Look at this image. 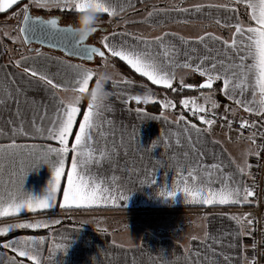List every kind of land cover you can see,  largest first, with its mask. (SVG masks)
I'll list each match as a JSON object with an SVG mask.
<instances>
[{
	"label": "crops",
	"instance_id": "obj_1",
	"mask_svg": "<svg viewBox=\"0 0 264 264\" xmlns=\"http://www.w3.org/2000/svg\"><path fill=\"white\" fill-rule=\"evenodd\" d=\"M20 1L37 6L32 3V0H18V2ZM110 2L131 4V7H126L123 12L117 9L115 15L132 13L128 15L119 28L103 33L101 43L98 44L102 46L103 37L111 36L113 33H131V37H124L129 40V43H135L136 36L142 35L151 38L165 32L175 33V36L165 38V43H173L181 48V54L177 57V64L180 66L173 69L176 76L173 83L180 82L181 78L184 82H188L190 78L199 74L193 69H186L182 66L184 62L183 51L185 49L196 50L195 52H189L193 60L197 56L215 54L206 51L205 47L209 50L215 49L216 52H224L219 42L206 39L204 43H194L196 37L207 32L212 34L213 37H221L231 42L237 22H240L245 29L249 26H255V22L250 19L251 9L246 8L243 4H236L235 0H110ZM157 2H162L163 5L148 6V4ZM196 4L205 6L227 4L229 7L237 8L238 11L235 14H230L223 9L205 7L200 12L191 11L183 14L175 12L156 13L151 17L148 15L149 12H153V9H191ZM37 8L55 7L37 6ZM188 24H194L195 27L189 28ZM210 24L216 27H208L207 25ZM179 37H185L189 42L181 47ZM120 39L119 36L115 37L117 43ZM13 53L15 54H11L7 50L0 34V78L3 77L6 71L11 74L15 84L20 85L22 77H18L16 74L22 73L23 69L31 62L17 66L15 61L22 56H35L36 52L28 50L24 53L21 49L19 53L18 51ZM40 53L53 58L54 62L49 69L50 72L57 70L56 58L91 68L95 75L90 80L88 89L95 86L98 75L103 73L90 67L89 63L86 64L83 61L68 58L51 49L44 48L40 50ZM220 58L217 57L218 60ZM247 62L251 63V60L249 59ZM225 63H227L226 60ZM194 67L195 65H193ZM123 70L124 73L122 74L121 72L106 73L109 79L105 83V89L109 93V97L105 107L101 109L102 125L100 128L93 130L92 139L84 149H91L94 158L86 166L78 168V171L83 175L94 178L103 187L110 188L113 194L117 196L122 194L127 196L128 199L122 201V203L118 200V206L101 204L91 207H65L85 210L82 212H69L70 217L65 219L68 222L52 227L48 233H22L6 239L0 244V260H4L5 264H11L9 258H13L16 264H35V261L30 257H20L18 252L13 251L15 245H13V248H4L3 245L21 236H42L44 240L40 242L39 255L41 264H206L204 258H206L207 264H211L212 261H215L216 264H250L251 232L247 223L250 198L244 204L230 202L225 205L218 203L206 205L201 201L185 198V193L182 191H178L174 197L160 194L161 192L174 190V186L180 180V173L177 172L174 162L169 158L173 152L179 154L186 150L182 126L185 124H189V126L190 124H196L199 128H206V126L202 122L193 121L174 107L167 109L161 107L160 111H152L144 105H139L140 102L128 100L129 96L144 95L145 91L150 89L154 99L149 102H160L159 99H162L163 92L152 88L146 82L135 79L128 71ZM68 72L70 73L71 70H68ZM205 78L202 77V82ZM220 81L222 89L223 81ZM53 82L60 83L61 81L57 77ZM4 88L3 80L0 79V100L5 99ZM67 89H72V87L68 86ZM64 90L63 84L59 89H51L50 86L40 85L26 88L25 96L28 101H35L41 107L36 111L31 103L22 104V115L17 117L15 115L16 99L14 96H10L12 88L8 87L9 98L3 106H0V144H10L14 138L18 144H41L45 146L52 144L59 147L58 141L51 140L46 133L43 136L38 135L35 129L52 126L51 121L57 119L58 108L61 112L63 111L64 105L61 101H63L65 95ZM52 91L56 92L55 98L52 96ZM220 94L214 95V99L219 104L218 109L223 113L235 115L239 118H251L264 124V113L257 110L251 113L247 112L245 108L229 101L222 91ZM199 97L203 101L200 94ZM244 98L252 101L253 106L259 104V93L257 92L253 97L251 88L246 91ZM125 101L127 102L125 103ZM81 103L77 105L80 111L76 115L72 132L68 137L69 153L65 160V172L61 177V187L57 193L54 207L48 210L36 209L35 211L22 209L20 213L0 217V225L7 222L14 224L33 223L39 217L45 215L40 214L41 212L60 210L63 188L67 184V172L71 168V159L74 154L71 145L75 142V134L79 131V123L83 119V113L87 111L88 101L84 108H81ZM207 107H210V105ZM138 108L144 111L142 113L138 112ZM226 108L231 110L230 113L225 112ZM34 112L35 119L33 118ZM162 112L167 119L161 117ZM181 115L184 117L182 121L179 119ZM40 117H44V119L41 120ZM21 121L23 122L21 123ZM109 121L112 123L109 124ZM178 125L181 127H178ZM133 132L136 136L135 143L129 140V134ZM23 133H28V135ZM177 133L180 134L179 137L176 135ZM122 135L123 144L121 145ZM250 135L234 128L229 129L228 126L216 122L211 130L203 135V141L196 145L201 153L202 163L210 165L222 161L221 168L225 176L229 177L226 180L227 183L231 184L233 178L242 179L243 185L250 187L254 172L252 159L255 154L249 153L250 151L257 153L258 149L257 138L255 137V144H253L252 140L247 139ZM164 136H168V143L173 145L167 151L162 142ZM177 138L181 140V146L179 147L175 146ZM193 138H195V134H193ZM113 141H115L116 154L112 156L111 161L101 160L99 151H110L113 147ZM153 141H155V145H153ZM125 148H127V153H125ZM229 158L235 164H242L243 161L247 160L251 167L246 168L241 177L236 173L234 166L229 164ZM180 159L183 163V158ZM191 159L194 162L196 157L192 156ZM157 161L161 163L157 164ZM8 173L9 169L5 168L4 175L0 178V193L5 195L8 191L13 190L16 179L10 177ZM52 173L53 167L45 162L29 169L23 181L24 190L33 195H43L49 181L52 179ZM183 175L187 176V172H183ZM212 186L218 187V185ZM179 187L182 189L183 184H180ZM120 210L140 211V214H146L149 217L147 227L122 230L117 225L104 226L93 223L99 221V217L96 216L97 212ZM90 215L94 216L91 217ZM81 217H85L89 221L81 219ZM233 217L244 218L243 229ZM1 234L4 233L0 232ZM185 257H187V260Z\"/></svg>",
	"mask_w": 264,
	"mask_h": 264
},
{
	"label": "snow or ice",
	"instance_id": "obj_2",
	"mask_svg": "<svg viewBox=\"0 0 264 264\" xmlns=\"http://www.w3.org/2000/svg\"><path fill=\"white\" fill-rule=\"evenodd\" d=\"M18 0H0V11L11 8L17 4ZM32 3L39 7H55L64 10L66 13H79L84 11L89 4L95 6L103 14L115 15L117 9L123 12L126 7H131V4H120L110 2V0H32ZM236 4H243L246 8L251 9L250 19L255 22V26H249L246 29L242 27L240 22L235 24V33L231 42L221 37H213L212 34L205 32L202 36H198L193 41L194 43H204L205 40H215L219 42L224 52H216L215 49L206 51L215 53L210 56H197L195 60L189 55V52H195V49H185L183 51L184 62L182 66L186 69H193L199 73L201 77H206L198 86L200 89H208L207 92H201L203 103H197L196 98L185 97L180 101L185 108H191L193 115H198V119L206 128H199L196 124H185L182 126L184 133L183 139L186 142V150L177 154L173 152L169 158L174 162L177 172L180 173V180L174 186V190L161 192L162 196L174 197L178 191L185 193V198L193 201H201L203 204L212 205L218 203L225 205L228 203L244 204L249 201L250 197H254V192L251 187L243 185L242 179L231 180V184L227 183L226 177L221 163H213L206 165L202 163L201 153L196 147L203 141V135L209 132L218 119L227 121V126L231 129L232 121L227 119V115L220 117L217 115L219 104L214 99L212 91L215 81L222 80L223 87L221 89L223 95L236 105L245 108L247 112L254 110L264 113V0H235ZM223 9L230 14H235L238 9L229 7V5H201L196 4L190 8H175V9H153L149 12V17L156 13H171L177 14L189 13L191 11L200 12L203 8ZM14 15H22V24L19 26V32L23 33V39L26 43H32L33 40L40 43L47 42L49 46H62L68 53L77 56L86 57L89 61L93 60L94 56H99L106 59L105 51L101 47H95L84 43L88 38V34L78 36L75 28L69 24L67 27H61L58 23L61 17L54 16L50 19H44L40 16H32L29 11V4H24L19 13ZM97 29L93 28L92 33ZM7 35V33H5ZM175 33L165 32L162 35L147 37L136 36L135 43H129L128 39L124 37H131V33H113L111 36H104L102 40V48L105 49L112 57H118L125 61L136 73L146 77L155 85H162L165 88L172 89L173 80L176 78L174 67L180 66L177 64V57L181 54V48L173 43H165V38L168 36H175ZM121 37L119 43L115 41V37ZM181 47L189 42L185 37H179ZM35 56H22L15 64L19 66L22 63H28L27 67L23 69L22 73L16 74L22 77L21 84H15L11 74L4 72L2 78L5 88V99L0 100V106H3L9 98L8 87L12 88L10 96L16 99V113L17 117L22 115L21 105L31 103L33 109L39 110L41 105L37 102H29L25 96V90L34 85L44 87L50 86L51 89H59L62 84L67 89L71 86L72 89L78 92H85L88 90L89 82L95 75L91 68L85 67L82 64H72L68 61L56 58V71L50 72L49 69L53 64V58L40 53L39 49L34 50ZM230 53V55H229ZM221 57L219 60L217 57ZM251 63H248V60ZM225 60L227 63H225ZM196 61H199L198 63ZM193 65L195 67L193 68ZM68 70H71L69 73ZM60 79V83H54V79ZM109 79V77L107 78ZM97 81V80H96ZM180 86L182 89H193L197 85L185 83L183 78L180 79ZM146 87V86H145ZM251 88L252 95L255 97L259 93V104L253 106L252 101L244 98L246 91ZM175 91L176 89H172ZM52 96L56 97V92L52 91ZM154 99L151 90L145 91L144 95L129 96L128 100H135L136 102L143 101L148 103ZM127 101H125L126 103ZM63 111L58 108L56 116L57 119L51 121V127L36 128L35 132L43 136L45 133L47 137L53 141L59 142V147L52 144H18L15 139L12 143L7 145L0 144V178L3 177L5 168L9 169V176L15 177L14 188L8 191L7 194L0 193V217L20 213L22 209L35 211L36 209H52L56 202L57 193L61 187V177L65 172V160L69 153L68 137L72 132L75 118L80 108L79 104L68 105L63 101ZM161 105L167 109L175 107V104L170 100H162ZM210 105V107H207ZM46 107V106H43ZM105 105L95 107L93 104L87 105V111L83 113V119L79 123V131L75 134V142L71 145V150L74 153L71 159V168L67 172V184L63 188L61 208L65 207H91L97 205L118 206L117 201L121 203L128 199L127 196H117L108 187H103L101 183L90 176L83 175L78 168L86 166L94 158L93 151L86 149V146L92 139L93 130L100 128L102 125V112ZM138 112H143V109L138 108ZM230 109H225L226 113H230ZM161 117L167 119L163 112ZM35 119V112L34 117ZM41 120L44 117H40ZM184 120L183 115L179 118ZM14 122V121H12ZM23 121H21L22 123ZM109 124L112 122L109 121ZM175 123V122H174ZM255 122H253V125ZM248 120L240 121V128L249 127ZM178 127H181L178 125ZM15 132V130H14ZM28 135V133H23ZM195 134V138H193ZM179 137V133L176 134ZM264 135V133H262ZM255 136L253 133L247 139L252 140L255 144ZM129 140L136 142V136L133 133L129 134ZM169 137H162L164 148L167 151L173 145L168 143ZM155 145V141L152 142ZM123 144V135L121 136V145ZM175 146H181L180 138L175 141ZM261 147V146H257ZM127 153V148L124 149ZM116 154L115 141L110 151L100 150L99 155L101 160L111 161L112 156ZM249 154L258 155L259 153ZM192 156L196 157L193 162ZM183 158V163L180 158ZM41 162L48 163L53 167L52 179L48 183V187L43 195H33L26 192L23 187V181L29 169L37 167ZM160 164V161L156 162ZM229 164L233 165L236 173L241 177L245 173L246 168L251 165L247 160L242 164H235L229 158ZM131 171V169H129ZM187 172V176L183 172ZM143 183V181H142ZM183 184L182 189L179 187ZM212 185H218L214 187ZM247 215V214H246ZM236 223L243 229V219L236 218ZM58 224L59 221H53ZM248 225L252 224L251 220L247 221ZM48 225L43 221H36L35 223H18L8 225L0 229V232L6 233L11 228L17 229H39L47 228ZM44 237L35 236H21L18 239L8 241L3 245L4 248H13V251L19 253L20 257H30L35 264H41L40 242ZM255 247V245H253ZM187 260V257H185ZM207 264L206 258H204ZM11 264H16L13 258H9ZM0 264H5L4 260H0ZM211 264H216L212 261Z\"/></svg>",
	"mask_w": 264,
	"mask_h": 264
},
{
	"label": "trees",
	"instance_id": "obj_3",
	"mask_svg": "<svg viewBox=\"0 0 264 264\" xmlns=\"http://www.w3.org/2000/svg\"><path fill=\"white\" fill-rule=\"evenodd\" d=\"M24 4H28L25 1H20L17 4L13 5L11 8H9L8 10L4 11V12H0V18H4L10 15H14V13H19L20 10L22 9ZM150 5H163L162 2H157V3H151L148 4V6ZM30 7H32V12L35 13V11L38 12V14H41L43 16H49V15H54V14H62V23H76V16L77 13H66L64 10L59 9V8H37L34 7L33 5L29 4ZM147 7V6H145ZM132 12H127L125 14L122 15H109V14H102L99 20V25L101 26H105L107 27V31H113L117 28H119L126 20V18L128 17V15H130ZM16 18H18V21H20L22 19V15H16ZM106 31V32H107ZM3 41L4 40H8L4 35H2ZM21 50V48L19 49ZM106 51V50H105ZM20 52V51H19ZM107 52V51H106ZM108 58L107 60L112 61L113 63H115L116 66H118L121 69H125L126 71H128L129 74H131L135 79H138L140 81H144L146 82L148 85H150L152 88H155L159 91L164 92L170 99L171 101L175 104L174 109L181 111L182 113L186 114L189 118L192 119L191 114L189 112V110H185L183 108V106L181 105L180 101L185 98V97H190L193 96L197 93H201V92H207L209 91L208 89H200L198 86L201 84L202 82V77L199 74H196L194 76V78H190L188 80V83L190 84H194L197 85L196 88L193 89H182L180 86V82H174L172 85V89H176L175 91H173L172 89L169 88H165L164 86H159V85H155L153 84L151 81H149L147 78H145L144 76L140 75L139 73H136L135 70H133L125 61L121 60L118 57H112L110 53H108ZM86 63V62H85ZM214 95H221V81H215L213 84V89H212ZM87 103V99H84L83 102L81 103V108H84L86 106ZM139 105H144L145 107H147L148 109L152 110V111H160V106L159 103L156 101H152V102H148V103H143L140 102ZM193 120V119H192ZM195 122H198L196 120H193ZM61 211L63 212H82L85 209H80V208H59ZM56 210L53 211H44L41 212L40 214H49L52 213ZM64 222H68L67 220H61L59 221L58 224H53L51 226H48L47 228H39V229H28V228H24V229H17L14 228L4 234L0 235V244L5 241L6 239L17 235V234H22V233H30V234H38V233H48V231L56 226V225H60L61 223Z\"/></svg>",
	"mask_w": 264,
	"mask_h": 264
},
{
	"label": "rangeland",
	"instance_id": "obj_4",
	"mask_svg": "<svg viewBox=\"0 0 264 264\" xmlns=\"http://www.w3.org/2000/svg\"><path fill=\"white\" fill-rule=\"evenodd\" d=\"M34 7H37V6H34ZM31 9H32V7H31ZM47 9H50V8H47ZM34 14H38V12L35 11ZM20 23H21V20L18 21V18H16V15H10V16L4 17V18H2V17L0 18V34H1V37H2V35H4L8 39L7 41L4 40V43L7 47V50L11 54H15L13 52H16V51H18V53H19L20 48L22 49V52H24V53L29 50L25 46V44L22 40V37L20 35V32H19ZM207 26L208 27L209 26L216 27L213 24H210ZM188 27L189 28L195 27V25L194 24H188ZM203 27H205V26L203 25ZM5 33H7V35H5ZM103 33H105V32L97 31L94 35H92L90 37L89 41L92 43H97V44L101 43V37L103 36ZM88 65H91L90 67L98 69L99 72H103V73H108V72H113V73L121 72V74L124 73V70L119 68L118 66H116L115 63L110 62L107 59H102L100 57H97L95 62L89 63ZM185 83H188V82L185 81ZM162 94H163V97H162V99H159V100H161V101L162 100H170L171 101V99L164 92ZM199 94H200V92L193 95V96H190L189 98H196L197 103H203V101L199 97ZM156 102H158V101H156ZM160 102H158L159 106L162 107ZM185 110H189V108L185 109ZM139 212L140 211H133V210L132 211H122V210H120V211H100V212H97L99 215L98 214L96 215L97 217H99V221L93 222V223L96 225L101 224L104 226L117 225L120 228H122V230H126L129 228H131V229L146 228L147 227V219L149 220V217L146 214H140ZM142 213H144V212H142ZM157 214H160V213H157ZM90 216L93 217L94 215H90ZM155 216H157V215L155 214ZM69 217H70V214H68L67 212H63L61 210H56L52 213L43 215V217H39V219H37L36 221H43L44 223L49 225V224H53V221H56V220L61 221V220L68 219ZM154 218L156 219V217H154ZM81 219L85 220L87 218L81 217ZM35 222H33V223H35ZM12 224H14V223L7 222L5 224H1L0 229H3L5 227H7L8 225H12ZM9 230H12V228Z\"/></svg>",
	"mask_w": 264,
	"mask_h": 264
},
{
	"label": "built area",
	"instance_id": "obj_5",
	"mask_svg": "<svg viewBox=\"0 0 264 264\" xmlns=\"http://www.w3.org/2000/svg\"><path fill=\"white\" fill-rule=\"evenodd\" d=\"M217 115L223 117L227 115V119L232 121L231 128L240 130L244 133L256 134L258 140L257 153L252 159L254 166V172L251 180L250 187L254 192V197H250V206H249V217L248 220L252 221L251 225H248L251 235H250V264H264V124H261L251 118H239L235 115L225 114L221 110H215ZM189 112L193 120L198 122V115H193L191 108ZM248 120L249 127L243 129L240 128V121ZM217 122L227 126V121L224 119H218ZM255 122V125H253ZM255 245V247H253Z\"/></svg>",
	"mask_w": 264,
	"mask_h": 264
},
{
	"label": "clouds",
	"instance_id": "obj_6",
	"mask_svg": "<svg viewBox=\"0 0 264 264\" xmlns=\"http://www.w3.org/2000/svg\"><path fill=\"white\" fill-rule=\"evenodd\" d=\"M102 14L101 11L91 4H89L84 11L77 13L76 23L74 25L77 35L91 34L92 29L98 25ZM107 78L108 76L106 73L99 74L95 86L85 92H78L74 89H65L63 102L72 105L79 104L84 99H87L88 104H93L95 107L105 105L108 102L109 97V93L105 89Z\"/></svg>",
	"mask_w": 264,
	"mask_h": 264
},
{
	"label": "water",
	"instance_id": "obj_7",
	"mask_svg": "<svg viewBox=\"0 0 264 264\" xmlns=\"http://www.w3.org/2000/svg\"><path fill=\"white\" fill-rule=\"evenodd\" d=\"M29 11H30V14H31L32 16H40V17H42V18H44V19H50V18H52V17H54V16L61 17V18L59 19V21H58V23H59V25H60L61 27H67V26H69V24H71L73 27H74V25H75V24H73V23H66V24H65V23H62V22H61L62 17H63L62 14H54V15H49V16H43V15H41V14H34V13L32 12V9H31L30 6H29ZM21 24H22V19H21V23H20V25H21ZM95 28H96L97 30H96L94 33L89 34L88 38L86 39V41H84V43L87 44V45L95 46V47H101V50L105 51V49H103L102 46H100V45L97 44V43H92V42H90L89 39H90V37H91L92 35H94L97 31L106 32V31H107V27H105V26H101V25H97ZM20 35H21V37H22V40H23L25 46H26L30 51H34L35 49L42 50V49H44V48H46V49H51V50H54V51H56V52H59V53L63 54L64 56H66V57H68V58H72V59L80 60V61H83V62H86V63H92V62H95L96 59H97V57H99L98 55H97V56H94V57H93V60H92V61H89L86 57H83V56H77V55H72V54L68 53V52H67L62 46H59V47H52V46H49V44H48L47 42H44V43L42 44V43H40V42H38V41H35V40H33V42L30 43V44H29V43H26V42L24 41V39H23V35H24V34H23V33H20ZM105 56H106V59H107V58H108V54H107L106 51H105Z\"/></svg>",
	"mask_w": 264,
	"mask_h": 264
}]
</instances>
